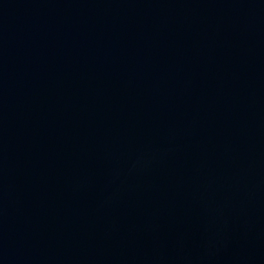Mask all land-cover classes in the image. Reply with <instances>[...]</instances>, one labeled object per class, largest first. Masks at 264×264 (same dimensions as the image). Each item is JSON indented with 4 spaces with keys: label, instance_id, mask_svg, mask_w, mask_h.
<instances>
[{
    "label": "water",
    "instance_id": "95a60500",
    "mask_svg": "<svg viewBox=\"0 0 264 264\" xmlns=\"http://www.w3.org/2000/svg\"><path fill=\"white\" fill-rule=\"evenodd\" d=\"M0 264H264V0H0Z\"/></svg>",
    "mask_w": 264,
    "mask_h": 264
}]
</instances>
